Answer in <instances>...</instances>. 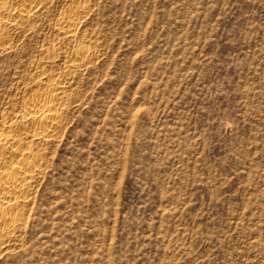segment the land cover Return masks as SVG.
I'll return each instance as SVG.
<instances>
[{
    "label": "rangeland",
    "instance_id": "rangeland-1",
    "mask_svg": "<svg viewBox=\"0 0 264 264\" xmlns=\"http://www.w3.org/2000/svg\"><path fill=\"white\" fill-rule=\"evenodd\" d=\"M25 1H0V179L32 168L0 264H264V0Z\"/></svg>",
    "mask_w": 264,
    "mask_h": 264
},
{
    "label": "bare ground",
    "instance_id": "bare-ground-1",
    "mask_svg": "<svg viewBox=\"0 0 264 264\" xmlns=\"http://www.w3.org/2000/svg\"><path fill=\"white\" fill-rule=\"evenodd\" d=\"M0 1L3 3V6L1 8H4L5 10L8 6V4H10L12 2V0H0ZM21 7L22 8L20 11L22 13H31L32 11H34L37 8V4L34 0H27V1H25V4L23 3V5ZM49 102L50 101L37 100V101L33 102L32 104H30V106H28L26 109V111H27L26 115L27 116L26 115L25 116L26 117L29 116L32 121H36V125L38 124L36 126V128H38V130H40V131L37 133L41 134L42 132L46 131V129L49 128L48 125L50 126V124L54 123L57 119L56 115H54V113H52V110H50L51 104ZM5 143H6V145L12 144V140H5ZM16 155H18V154H16ZM19 155L21 156L22 154H19ZM31 169L32 168L30 167V165H27L26 161H24L21 163V165L19 167L15 168V172L13 171L14 172L13 174L16 173L17 175L7 174V176H4L0 179V193L3 195L2 198L4 200H7V198H9L8 197L9 195L17 194L20 191V187H21L20 186V179L17 176L21 175V174H27ZM3 205H5L7 208L11 207L10 206L11 204H9L8 202H4ZM3 205H2V207H3ZM1 215H3V214H1ZM5 217H6V215H5ZM5 217L3 218V220L1 219L3 222L9 223L11 226L14 225L15 220H13L12 218L10 219V217L7 218L8 216L6 218Z\"/></svg>",
    "mask_w": 264,
    "mask_h": 264
}]
</instances>
